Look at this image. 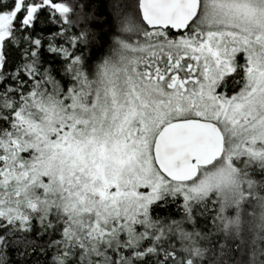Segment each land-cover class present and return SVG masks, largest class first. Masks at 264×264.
Returning a JSON list of instances; mask_svg holds the SVG:
<instances>
[{"label":"snow or ice","instance_id":"1","mask_svg":"<svg viewBox=\"0 0 264 264\" xmlns=\"http://www.w3.org/2000/svg\"><path fill=\"white\" fill-rule=\"evenodd\" d=\"M0 264H264V0H0Z\"/></svg>","mask_w":264,"mask_h":264}]
</instances>
